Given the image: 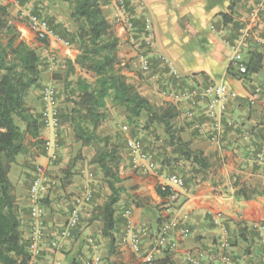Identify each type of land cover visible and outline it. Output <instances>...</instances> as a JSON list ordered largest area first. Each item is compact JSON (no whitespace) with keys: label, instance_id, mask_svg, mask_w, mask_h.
Segmentation results:
<instances>
[{"label":"crops","instance_id":"0c3cea01","mask_svg":"<svg viewBox=\"0 0 264 264\" xmlns=\"http://www.w3.org/2000/svg\"><path fill=\"white\" fill-rule=\"evenodd\" d=\"M127 1L136 28L142 27L144 17L152 19L156 37L154 53L156 57H166L174 65L183 77L185 86L207 85L209 82L223 83L239 95L237 101H231L227 106L223 117L225 133L220 144L210 142L194 129V123H199L211 130V123L206 117L198 114L194 121L186 118L188 123H184L182 118L185 117L181 113L179 120L183 128V140L190 144L191 149L204 153L210 168L205 172L197 173L193 171L190 163L176 161L177 171L174 174L183 177L186 184L184 188L175 190L179 194V204L189 214L188 227L191 234L187 238H182L179 232L173 231L170 239L177 243V249L174 251L165 249L156 253V261L168 260L169 264H188L187 255L198 250L217 255L221 229L215 225L214 216L220 213L225 226L230 231L232 248L229 252L232 260L236 263L247 260L254 264H262V250L256 235L241 230L245 225L250 228L255 223H264V196H258L249 201L236 199L234 177L239 178L242 183L264 190V161L258 160V154L264 142V104L251 106L248 102V96L252 91L256 88L264 89V47L256 48L263 55L258 73L247 78H242L236 71L229 73V50L226 41L234 38L236 26L225 24L223 21L224 14L238 17L244 13L250 0H241L233 11L230 7L234 0H223L224 2L222 0ZM221 2L223 6L220 5ZM100 4L107 21L120 40L118 57L123 67L122 73L143 97L152 104L161 106L163 99L157 91L160 83H152L142 75L137 47L131 42L129 35L116 24V7L109 0H100ZM59 20L62 21V17ZM17 27L31 46L40 47L45 53L48 49L55 50L59 57L66 55L65 48L58 43L52 42L45 48L37 40L30 26L20 23ZM245 60H248V56ZM155 63L157 64L156 60ZM110 105H112L111 102L108 103V108ZM65 128L62 125L56 133L44 128L41 131V138L44 141H52L58 145V158L53 161L68 162L77 153L90 156L92 160L93 151L83 148L75 141L73 128L68 129L70 133H67ZM19 158L16 162H19ZM51 160L50 153L45 151L35 158V163L47 167ZM79 174L78 171L72 179L70 178L72 184L64 188V194L74 191L76 186L80 185ZM125 174L123 186L129 184L133 191L128 189L126 191L124 187L121 200L116 206L114 233L116 243L112 253H110L109 239L102 235L103 224L95 220L94 209L90 210L88 207L82 212L81 224L73 239L64 242L59 250L52 249L49 241L65 224V214L70 209L69 204L66 205L63 200H56L47 207L49 213L45 219L46 239L41 255L31 264H73L88 261L93 253L85 240L90 236H93L101 245L99 255L102 258V264H139L140 256L120 242L125 230L124 213L132 210L134 224L138 228L148 230L149 236L143 240L142 249L143 253L146 252L162 219L167 214L164 210L167 199L161 198L156 192V188L160 184H165L167 179L162 172L159 175L157 173L146 175L135 173L131 168L126 169ZM10 179L16 188L24 239L29 246L32 227L30 218L32 201L29 196L31 183L24 189L22 185H19L21 181H13L11 176ZM104 186L106 195L109 196L105 182ZM53 194L54 191L50 199L53 198ZM101 205L103 203L97 206ZM204 264L223 263L217 258L214 261H205Z\"/></svg>","mask_w":264,"mask_h":264},{"label":"trees","instance_id":"16d2710c","mask_svg":"<svg viewBox=\"0 0 264 264\" xmlns=\"http://www.w3.org/2000/svg\"><path fill=\"white\" fill-rule=\"evenodd\" d=\"M59 1L71 7L70 18L77 27L76 42L72 43L60 35L46 20L58 36L69 41L79 51L75 60L69 59L73 73V65H77L90 73L91 78H76L69 101L72 104L69 116L64 117L60 111L61 126L63 121L70 124L75 141L83 148L94 150L91 164L102 172L110 194L93 213L95 220L103 224L102 235L109 239L112 253L116 243V206L125 189L120 146L111 136L99 132L107 119L109 102L113 107L123 109L128 123L132 125L137 126V122L145 118L144 128L162 127L166 136L165 144L171 148L174 161L190 163L197 173L207 171L210 165L202 151L191 149L190 144L183 140L180 110L167 104H152L122 73L123 67L118 57L120 40L106 19L100 0ZM239 2L241 0H234L230 10L233 11ZM223 21L234 25L233 17L229 15L224 14ZM42 44L48 47V43ZM247 56V73L240 75L242 78L256 74L261 69L263 55L260 52L253 50ZM41 69L42 58L38 51L22 37L21 31L12 22L8 7L0 5V264H31L16 188L10 174L18 157H37L46 151L45 141L41 138L44 128L41 116L36 115L27 104L29 93L41 82ZM228 72L233 71L228 69ZM17 119L25 124L24 130L18 125ZM234 187L236 199L249 201L264 196V190L242 183L237 177H234ZM156 192L163 199L170 195L160 186ZM241 231L255 235L246 225ZM155 264H169V261H156Z\"/></svg>","mask_w":264,"mask_h":264},{"label":"built area","instance_id":"2783aa9c","mask_svg":"<svg viewBox=\"0 0 264 264\" xmlns=\"http://www.w3.org/2000/svg\"><path fill=\"white\" fill-rule=\"evenodd\" d=\"M15 1V0H14ZM117 10L116 24L129 35L131 42L137 47L140 59V70L145 79L152 83H160L157 87L158 94L161 95L163 102L177 107L183 116L191 121L200 114L210 121L211 130L205 125L194 123V129L200 136L208 139L210 142L220 144L225 128L223 117L227 111V106L231 101H237L239 95L223 83L209 82L207 85L196 84L185 86L184 79L174 67V65L163 56H157L154 53L155 30L150 17L143 18L141 28H136L134 20L131 17L127 0H109ZM18 5V1H15ZM28 21L31 30L41 43H58L65 48L66 56L74 58L79 51L69 41L58 36L52 29L48 21L35 14H28ZM236 24V33L233 39L226 41L229 50V69L236 71L239 75L247 73L245 57L250 51L258 47H264V0H250L244 13L238 17H233ZM215 30V28H213ZM46 62L50 70L57 68L59 56L55 50H47ZM155 60L157 64L155 63ZM164 72L161 73L160 71ZM163 74V75H162ZM42 99L47 109L43 112L42 122L44 129L58 132L61 128L60 109L57 107V91L54 86L48 85L42 91ZM248 102L251 106L264 104V89L256 88L248 96ZM232 126V124H229ZM124 132H128V127H123ZM45 150L50 153V158H58V145L52 141H45ZM126 152L129 158V165L133 172L140 174H155L158 170V164L153 154L146 152L143 143L135 138L127 137ZM258 160L264 161V142L261 152L258 154ZM80 174L85 178L79 194L74 195L68 206V217L56 236L49 241L52 249L59 250L63 243L73 239L78 231L82 212L85 208L91 207L94 202V189L91 183L94 174L90 169L83 168ZM58 186V181L48 174L44 167H36L29 188V196L32 201L30 207V218L32 220L31 238L28 251L31 255V263L41 255L42 246L45 242V219L47 212L42 201ZM163 191H169L167 198V214L162 219L159 229L149 250L142 252L143 240L149 236L147 229L138 228L133 220L132 210L124 213L125 230L121 237V244L127 245L134 254L140 256L139 264H155V254L169 249L174 251L178 245L170 239L173 231L179 232L182 238H187L191 234L188 227L189 214L183 206L179 204V194L177 189L185 186L184 180L178 175H171L167 178L165 184L159 185ZM214 223L221 229V236L218 244V254L214 255L205 250H198L195 253L188 254L186 262L188 264H204L205 261H214L217 258L223 264H253L251 261L236 263L232 260L230 250V231L225 226L222 214L214 216ZM251 230L255 233L261 246V263L264 264V223H255L251 225ZM86 245L90 248L93 256L83 263L73 264H102V258L99 255L101 250L100 243L93 237L86 238ZM60 264V263H54Z\"/></svg>","mask_w":264,"mask_h":264},{"label":"rangeland","instance_id":"374dc122","mask_svg":"<svg viewBox=\"0 0 264 264\" xmlns=\"http://www.w3.org/2000/svg\"><path fill=\"white\" fill-rule=\"evenodd\" d=\"M18 1V5L15 3ZM0 0V5L7 6L8 11L10 13V17L12 22L17 26V24H25L29 26L28 21V14H37L42 18L47 19L57 32L65 37L66 39L70 40L72 43H75L77 40V27L72 22L70 18L71 7L67 3H62L59 0ZM223 1V0H222ZM49 2V4H46ZM224 2V1H223ZM223 2L220 3L223 6ZM56 11V12H55ZM62 17V21L59 18ZM58 21V22H55ZM22 37L23 33L21 32ZM39 55L42 58V78L41 82L36 88H33L27 97V104L28 106L34 111L36 115H40L41 119L43 116V112L47 109L45 103L42 99V91L43 89L48 86L52 85L55 87L57 91V107L63 113L64 117L69 116V112L72 108V104L69 102L72 98V91L75 88L74 83L78 76H82L88 79L90 78V73L86 70L81 69L77 65H73L75 68V73L72 71V65L69 63V58L66 55L59 57L58 66L54 70H50L48 64L46 62L47 54L40 49V47H35ZM76 56L71 59V61L75 60ZM70 73H72L70 75ZM160 103V102H159ZM163 105V104H162ZM107 119L102 124L99 132L102 135H109L113 138V140L120 146L122 152V165L124 169V174L126 173V169L130 168L129 165V158L126 152V139L127 137H132L135 139L140 140L147 151L154 155L157 164L158 170L157 174L159 175L160 172L165 174V179L169 178L171 175H174V172L177 171L175 168V163L171 148L167 147L165 144V133L162 127L160 126H153L149 129L144 128L145 118H141L137 123L138 125H132L127 121L126 112L118 107H113L112 105L109 106L107 110ZM182 121L185 123L186 118H182ZM18 125L24 130L25 124L22 123L20 120L17 119ZM179 123L180 120H179ZM188 123V122H186ZM65 128L67 133H70V124L63 121L62 124ZM128 127V132H124L123 127ZM72 128V127H71ZM70 137V134H69ZM68 138V135H67ZM89 151L94 150L88 148ZM90 153V152H89ZM85 154L79 155L78 153L70 158L68 162L61 161H53L49 162L47 167L48 174L51 177H54L58 181V186L54 190L53 198L50 199V196L47 197L42 201V204L46 208V212L48 215V208L50 204L54 203L56 200L61 201L63 200L66 205H68L71 201V198L74 195L80 193V188L83 187L85 184V178L81 176V183L79 186H76V189L69 193H63L64 188L69 186L68 183L70 178L75 175L78 171L80 172L81 169L87 168L90 169L94 174L93 182L91 183L92 188L94 189V202L91 207L88 209H95L97 205L100 203H104L107 199L106 195V187L104 186V178L103 174L100 169L91 164L90 156H83ZM34 156H20L19 162H16L11 171V177L13 181H21L19 185H22L24 189L28 187L32 181L35 168L40 166L39 164L35 163ZM174 164V165H173ZM182 167V166H181ZM180 167V168H181ZM186 169V168H185ZM74 171V172H72ZM181 171V170H180ZM189 172V169H187ZM126 175V174H125ZM124 177V176H123ZM181 177V176H180ZM185 184L186 181L183 177H181ZM18 182V183H19ZM159 182L157 183V185ZM124 187L126 191L130 190L133 191V188L129 186V184H125ZM108 188V187H107ZM82 189V188H81ZM128 189V190H127ZM97 191V192H96ZM109 191V189H108ZM97 193V194H96ZM110 194V191H109ZM51 195V194H50ZM127 196V194H126ZM56 197V198H55ZM65 219L68 217V213L66 211ZM254 264V263H253Z\"/></svg>","mask_w":264,"mask_h":264}]
</instances>
